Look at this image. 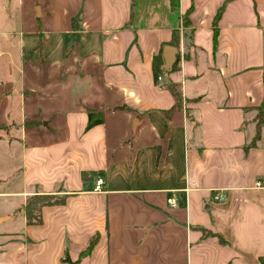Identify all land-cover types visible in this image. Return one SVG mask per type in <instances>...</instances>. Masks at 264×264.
Returning a JSON list of instances; mask_svg holds the SVG:
<instances>
[{
	"label": "crops",
	"instance_id": "crops-1",
	"mask_svg": "<svg viewBox=\"0 0 264 264\" xmlns=\"http://www.w3.org/2000/svg\"><path fill=\"white\" fill-rule=\"evenodd\" d=\"M1 11L0 264H263L264 0ZM166 45L179 61L163 58L158 86ZM89 109L102 121L87 129ZM32 195L61 201L30 224Z\"/></svg>",
	"mask_w": 264,
	"mask_h": 264
},
{
	"label": "trees",
	"instance_id": "trees-1",
	"mask_svg": "<svg viewBox=\"0 0 264 264\" xmlns=\"http://www.w3.org/2000/svg\"><path fill=\"white\" fill-rule=\"evenodd\" d=\"M220 14H221V9L218 11V13L215 16V22L217 18L220 17ZM175 44L177 46V40L174 43V45ZM178 61H179V55H175V60L171 64L168 70L171 71V70L176 69ZM163 68H164L163 55H162V50H160L159 53L153 57V60H152V71H153L155 80H156L157 75L163 72ZM175 95L177 96L176 93ZM87 116H88V122L86 126L87 129H89L90 127L96 124L101 123L102 121L101 113L94 111L92 109L88 110ZM256 120H257V132L252 142L258 139V137L260 136V128L264 126V105H261L258 107V113L256 116ZM60 201L61 200L58 197H55L52 195H32L28 197L23 206V211L26 216L27 222L30 224L39 223L41 221L40 220L41 219L40 218L41 208L45 205L55 204ZM94 243H95V240L94 239L91 240L89 244L86 246V248L81 252V255L83 256L85 254H88V252L93 247ZM61 260L63 263H66V264H78V260L70 259L67 253L64 254ZM262 262L264 264V260H262Z\"/></svg>",
	"mask_w": 264,
	"mask_h": 264
},
{
	"label": "rangeland",
	"instance_id": "rangeland-1",
	"mask_svg": "<svg viewBox=\"0 0 264 264\" xmlns=\"http://www.w3.org/2000/svg\"><path fill=\"white\" fill-rule=\"evenodd\" d=\"M10 2H11V6H12V8L14 7V5H16L17 3H18V1L19 0H9ZM24 2H25V4H27L28 3V5L29 4H31L32 3V0H23ZM27 1V2H26ZM37 8V5L35 6V9ZM6 14H7V12L6 11H4ZM3 11H1L0 12V16L2 17L3 15H5V13H4ZM5 45H6V43H5ZM9 46H4V43H0V51L1 50H4V48H8ZM10 48V47H9ZM15 54V53H14ZM10 66V63L9 62H7V63H5L4 64V66H0V69L2 68V71H3V73H4V70L6 71V69H8L9 70V67ZM4 80H7V78H6V76L4 77ZM11 125H5V126H2V133L3 134H6L7 135V137H10V135H11V133H12V129H13V126H11ZM11 130V131H10ZM4 131V132H3ZM8 181H11V180H8ZM6 182V184H8L9 182Z\"/></svg>",
	"mask_w": 264,
	"mask_h": 264
},
{
	"label": "built area",
	"instance_id": "built-area-1",
	"mask_svg": "<svg viewBox=\"0 0 264 264\" xmlns=\"http://www.w3.org/2000/svg\"><path fill=\"white\" fill-rule=\"evenodd\" d=\"M162 81H163L162 76H161L160 74L157 75V77H156V84H157L158 86H160L161 83H162ZM102 184H103V179L100 178V177H98V178L96 179V181H95L94 191H100V190L102 189ZM224 196H225V195H223V194H218V195H215V196H214V199H215V200H222V199L224 198ZM168 201H169V203H170L171 205H175V204H176V197H175V196H172V197H170V198L168 199Z\"/></svg>",
	"mask_w": 264,
	"mask_h": 264
},
{
	"label": "water",
	"instance_id": "water-1",
	"mask_svg": "<svg viewBox=\"0 0 264 264\" xmlns=\"http://www.w3.org/2000/svg\"><path fill=\"white\" fill-rule=\"evenodd\" d=\"M175 53L176 48L171 45H166L163 47V58L165 59L166 63L168 64V67L171 66V64L175 60Z\"/></svg>",
	"mask_w": 264,
	"mask_h": 264
}]
</instances>
